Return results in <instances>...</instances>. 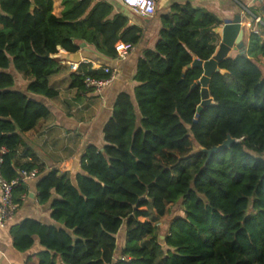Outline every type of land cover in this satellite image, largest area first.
Returning <instances> with one entry per match:
<instances>
[{
    "label": "trees",
    "instance_id": "1",
    "mask_svg": "<svg viewBox=\"0 0 264 264\" xmlns=\"http://www.w3.org/2000/svg\"><path fill=\"white\" fill-rule=\"evenodd\" d=\"M94 2L62 0L57 17L53 0H0L1 174L12 182L38 170L37 201L51 211V223L12 226L14 247L25 253L39 243L27 264H264V29L251 33L246 53L220 63L208 85L213 103L198 116L202 84L194 86L204 71L184 70L214 57L221 21L173 6L155 48L138 60L136 87L117 95L102 145L85 149L79 171L45 172L34 154L20 162L23 136L51 115L45 99L59 95L49 84L61 69L53 56L86 42L115 58L119 41H140L141 30ZM86 77L107 78L82 64L70 88L85 90ZM229 136L231 147L201 151ZM28 195L26 184L14 189L19 208ZM174 206L181 215L162 239L159 225Z\"/></svg>",
    "mask_w": 264,
    "mask_h": 264
},
{
    "label": "crops",
    "instance_id": "2",
    "mask_svg": "<svg viewBox=\"0 0 264 264\" xmlns=\"http://www.w3.org/2000/svg\"><path fill=\"white\" fill-rule=\"evenodd\" d=\"M94 1V4L109 3L113 7L111 19L116 16L125 17L129 27L141 30V38L135 45L134 53L121 67L105 102L95 92L71 89V75L78 73L82 64L91 65L93 70L95 66L115 68L116 57H107L99 53L93 45L82 42L78 52L81 54V61L74 63L79 65V70L73 72L70 68L72 62L67 59L69 53L60 50L59 54L53 56L59 61L61 69L58 74L49 78V84L58 91L59 95L48 102L51 115L46 120H42L33 131L23 136L26 147L18 151L21 163L30 162L32 159L29 156L34 154L39 163L44 164L45 172L57 169L75 175L80 169V159L85 149L92 144L102 145L103 127L111 116L117 95L121 92H132L136 87L134 77L138 60L144 51L155 48L163 28L161 18L170 13L173 6L191 4L194 8L205 10L220 20V27L215 30L218 36L217 50L222 42L225 20L241 14L243 27H248L250 32H257L259 27L256 19L264 18V0H157L158 11L153 19L135 14L124 6L121 0ZM53 6L54 14L61 17L64 10L62 0H53ZM83 44L86 45L85 48L81 47ZM237 53L232 51L230 56H235ZM37 182L38 179L26 183L28 197L22 200V206L15 220L7 228L0 229V264H27L29 257L35 256L42 250L37 242L29 252H19L14 247L10 233L12 226L26 219L38 220L45 224L51 223L49 205L38 204ZM1 198L0 189V202ZM33 260L37 264V258L34 257Z\"/></svg>",
    "mask_w": 264,
    "mask_h": 264
},
{
    "label": "built area",
    "instance_id": "3",
    "mask_svg": "<svg viewBox=\"0 0 264 264\" xmlns=\"http://www.w3.org/2000/svg\"><path fill=\"white\" fill-rule=\"evenodd\" d=\"M121 2L135 14L143 16L147 19H153L158 11L157 0H121ZM256 22L261 23V19H256ZM135 49L136 47L134 45L122 42L117 43L115 45V51L117 54L116 67L110 68L95 66L94 71L103 72L107 78L86 77L84 80L85 90L95 92L101 97V100L105 102L114 86L121 67L128 61ZM70 68L71 71L77 72L79 70V65L71 63ZM1 153L4 155L8 153V151L3 148ZM2 155H0V189L2 190V198L0 202V229H5L15 220L16 214L19 210V204H17L14 199V189L22 184L37 180L40 177V173L38 170H22L20 171L19 178L12 182H7L1 174V165L3 163ZM25 198L26 196H23L22 200ZM127 260L128 259L126 257L119 258V261L121 262Z\"/></svg>",
    "mask_w": 264,
    "mask_h": 264
},
{
    "label": "water",
    "instance_id": "4",
    "mask_svg": "<svg viewBox=\"0 0 264 264\" xmlns=\"http://www.w3.org/2000/svg\"><path fill=\"white\" fill-rule=\"evenodd\" d=\"M35 7L32 6V9ZM245 29L243 27V16L237 14L233 19L225 20L224 26L222 29V42L219 45V48L214 55V57L206 62L196 59L192 65L188 66L184 73H186L191 68H201L204 71V75L201 78L200 82L195 84L194 87H198L202 84V104L198 108V116L203 111L204 108L210 106L213 103V100L209 96L208 85L213 77V75L220 73V63L227 59L231 52L246 53V44H245ZM85 44L81 47L85 48ZM67 59L72 63H80L81 54H68ZM236 141L230 136L228 139L220 146L214 147L211 150L207 151L201 149V151L207 153L209 156L217 153L225 148L231 147ZM200 150V149H199Z\"/></svg>",
    "mask_w": 264,
    "mask_h": 264
},
{
    "label": "rangeland",
    "instance_id": "5",
    "mask_svg": "<svg viewBox=\"0 0 264 264\" xmlns=\"http://www.w3.org/2000/svg\"><path fill=\"white\" fill-rule=\"evenodd\" d=\"M263 18L261 17V23H257L258 24V31H261V29H264V22L262 20ZM245 29V44L247 45L249 42H248V39H249V36L251 35L252 32H250L249 28L246 27L244 28ZM257 63L259 64L262 72H263V75H264V59H259L257 61ZM20 83H21V86H19L20 88H24L25 84L28 82L27 79H25L23 76H20ZM46 100V104L48 105V102H50V100ZM181 215V212H180V207L179 206H174V207H171L170 208V214L164 219L161 221L160 225H159V235L162 236V239H164V234L167 232V229H168V226L170 224V221L176 217V216H179Z\"/></svg>",
    "mask_w": 264,
    "mask_h": 264
}]
</instances>
